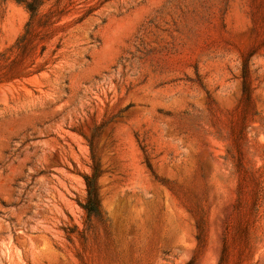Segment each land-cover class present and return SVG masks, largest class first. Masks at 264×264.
Segmentation results:
<instances>
[{"label": "rangeland", "instance_id": "obj_1", "mask_svg": "<svg viewBox=\"0 0 264 264\" xmlns=\"http://www.w3.org/2000/svg\"><path fill=\"white\" fill-rule=\"evenodd\" d=\"M0 264H264V0H0Z\"/></svg>", "mask_w": 264, "mask_h": 264}, {"label": "trees", "instance_id": "obj_2", "mask_svg": "<svg viewBox=\"0 0 264 264\" xmlns=\"http://www.w3.org/2000/svg\"><path fill=\"white\" fill-rule=\"evenodd\" d=\"M87 184H88V189H89V201H92L94 205H99V195L97 189L90 184L88 178H87Z\"/></svg>", "mask_w": 264, "mask_h": 264}]
</instances>
